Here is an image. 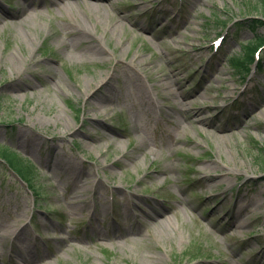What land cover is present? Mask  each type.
Masks as SVG:
<instances>
[{"label": "rangeland", "instance_id": "rangeland-1", "mask_svg": "<svg viewBox=\"0 0 264 264\" xmlns=\"http://www.w3.org/2000/svg\"><path fill=\"white\" fill-rule=\"evenodd\" d=\"M259 37L264 0H0V150L35 185L0 157V264H264V66L229 60Z\"/></svg>", "mask_w": 264, "mask_h": 264}, {"label": "bare ground", "instance_id": "bare-ground-1", "mask_svg": "<svg viewBox=\"0 0 264 264\" xmlns=\"http://www.w3.org/2000/svg\"><path fill=\"white\" fill-rule=\"evenodd\" d=\"M110 3H111V1H110ZM91 4V3H90ZM24 9V8H23ZM22 8H17V9H15V11H16V13H14L13 15L14 16H19V14H21L24 10H23ZM12 15V14H11ZM73 30H75L76 31V28H74ZM81 30V35H84V36H86V38H88V39H96V37L89 31V30H87L86 28H83V29H80ZM113 74H116V71L115 72H113ZM105 79V77H103V76H96V86L98 85V86H103V80ZM244 94V92L243 93H241V96ZM236 106H238V104H236ZM261 107H263V106H261ZM198 114V113H197ZM199 115V114H198ZM237 169H240V168H237ZM198 178H197V176H193L189 181L191 182V183H193L194 181H196ZM101 183L103 182L101 179L99 180ZM247 195V193L245 192V193H242L241 195H238L239 196V198H238V196H237V200L238 199H240V198H245V196ZM75 199V198H74ZM238 201H241L242 203H237V201L235 202H233L232 204H231V209H230V220L231 219H233L234 217H236V216H239V215H242V214H244L248 209V206L245 204L246 202H244L243 200H238ZM162 206L164 207V205H162V204H160V203H158V202H151V205H150V213L149 214H153V215H155V214H158V213H160V210H161V208H162ZM76 208V207H75ZM79 210H80V208H79ZM242 219H243V217L241 218V219H239V222L237 221L235 224H233V227L231 228V230L232 231H236V232H241L243 229H244V227H246L248 224L245 222V221H242ZM240 221H242V222H240ZM223 222V220L222 219H220V223H222ZM165 225V227H169L170 226V224L169 223H164ZM191 258H195V256H191ZM240 261V263L241 264H249V263H247L244 259H240L239 260ZM261 262V260H254V262H253V264H259Z\"/></svg>", "mask_w": 264, "mask_h": 264}, {"label": "trees", "instance_id": "trees-1", "mask_svg": "<svg viewBox=\"0 0 264 264\" xmlns=\"http://www.w3.org/2000/svg\"><path fill=\"white\" fill-rule=\"evenodd\" d=\"M255 41L261 42L263 41V39L259 37L255 39ZM231 60H232V65L235 68L239 67L240 69L243 68L245 70H248L249 63L252 61V53H251L250 48L249 47L246 48V51L242 56L231 57ZM260 65H262L261 62H260ZM11 148H12L11 146L4 144L2 148L3 151L0 150V153H2L3 157L8 162V164L13 169H15L22 178L26 179L30 185L35 186L31 179V174L33 175L32 168L28 167L24 163L23 159L19 157L16 153H14V151H11ZM16 160L19 162V165H20L19 167H22L23 170H21L19 167L16 166V163H17ZM19 160L22 162V164Z\"/></svg>", "mask_w": 264, "mask_h": 264}]
</instances>
